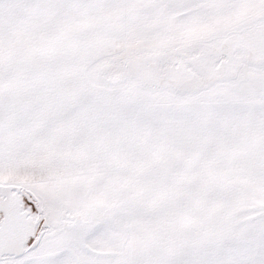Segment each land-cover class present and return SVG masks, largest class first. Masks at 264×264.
Instances as JSON below:
<instances>
[{"label": "snow or ice", "instance_id": "snow-or-ice-1", "mask_svg": "<svg viewBox=\"0 0 264 264\" xmlns=\"http://www.w3.org/2000/svg\"><path fill=\"white\" fill-rule=\"evenodd\" d=\"M0 264H264V0H0Z\"/></svg>", "mask_w": 264, "mask_h": 264}]
</instances>
